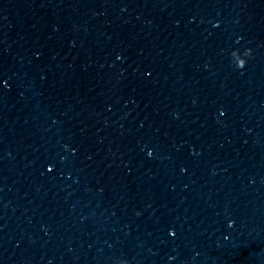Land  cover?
I'll list each match as a JSON object with an SVG mask.
<instances>
[{
  "label": "clouds",
  "instance_id": "1",
  "mask_svg": "<svg viewBox=\"0 0 264 264\" xmlns=\"http://www.w3.org/2000/svg\"><path fill=\"white\" fill-rule=\"evenodd\" d=\"M243 67H244V65L240 66V68H243Z\"/></svg>",
  "mask_w": 264,
  "mask_h": 264
}]
</instances>
